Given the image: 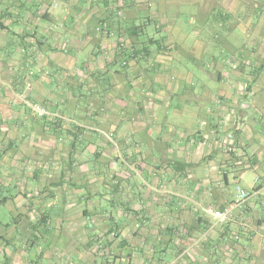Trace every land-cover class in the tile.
<instances>
[{"label": "crops", "instance_id": "0c3cea01", "mask_svg": "<svg viewBox=\"0 0 264 264\" xmlns=\"http://www.w3.org/2000/svg\"><path fill=\"white\" fill-rule=\"evenodd\" d=\"M102 21L110 35L95 31ZM72 69L94 80L75 95L93 92L100 71L168 90L139 97L134 116L127 105L110 132L121 162L98 132L52 129L25 105L65 108ZM248 72L255 94L239 99L230 91L246 82L222 76ZM236 183L250 192L236 221L201 213L235 199ZM109 262L264 264V0H0V264Z\"/></svg>", "mask_w": 264, "mask_h": 264}, {"label": "rangeland", "instance_id": "374dc122", "mask_svg": "<svg viewBox=\"0 0 264 264\" xmlns=\"http://www.w3.org/2000/svg\"><path fill=\"white\" fill-rule=\"evenodd\" d=\"M191 12L187 11V10H181L178 12L177 16H176V20L180 22L181 29L183 30H190L193 26L188 22L190 17ZM219 14V11L217 10L216 12H212V14H210V16L208 17L207 21H210V23H208L209 25H206L205 27L201 28V31H210L211 30V26L214 25V21H219L218 19H216V15ZM193 21H196L195 19ZM228 21V20H227ZM234 21V20H232ZM191 22V21H190ZM192 24H195V22H192ZM101 27H99L97 30L95 29L96 32H99V34H102L107 36L110 35L109 34V30L108 27L106 25V23H104V21H102ZM206 55H204V57L201 58L202 62H206L208 61L207 57H205ZM231 57H228V59L226 58V60H231ZM104 61L107 62V58L103 59ZM102 60V63H103ZM234 60V59H233ZM189 65H191V61L188 63ZM104 66V64H103ZM190 67V66H188ZM104 68H100L99 70H103ZM85 73V74H84ZM83 75L79 76L77 72H75V69L72 70H65L64 73H62V78L63 80L66 82V88H67V104L65 105L66 107L62 108L61 111L58 110H52V109H48L47 107L43 106L41 103V105L46 109V111L48 112V114L46 116H43L42 118L47 119L48 123L50 124V127H52V129H59L60 127H62V125H67V127H73L74 131L78 132V130H81V135H89V133L91 132H98L99 134L103 135L104 138L106 139V141L110 142L112 145V149H113V155L110 158L111 161H120L121 162V158H122V154H121V149L119 148V144L116 142L118 141V139L113 138V134L117 135L118 133L121 132L122 130V119L123 116L126 113V107H128L127 105L130 103L131 105V109H132V116H134V112L137 110L138 108V99L139 97L141 98H150V97H165L167 96V91L164 88V84L163 88L162 87H151L150 85H148L147 87H145L144 85H142L141 87L139 86V84H137V74H131L129 77H127L126 75L119 73H104L103 72H97V74H95V78L96 81L98 82V84L96 85L95 89L93 90V92H90V90L85 91L81 96L80 95H75L74 91L72 90L74 85H78V83L83 82V84H91L93 83V79L91 80L89 77L91 74H87L86 72H84ZM249 75L251 76L252 79L249 78V80L245 79L244 77L240 76V78L235 77L233 75H225L222 76V80L226 79H230L233 81H239L242 84L244 82H246V86H244L245 88H237L236 87H232L233 90H231L230 92L232 93V95H235V97H238L239 99L245 98V97H251L254 96L255 91L252 89L251 85H250V80H253V74L251 72H248ZM92 76V75H91ZM169 77L170 73L168 74H163L162 77ZM179 78L183 77L182 74H178ZM203 76V75H202ZM88 78V79H87ZM75 79V80H74ZM245 79V80H244ZM129 80V81H128ZM100 81V82H99ZM164 81V80H163ZM174 81L175 80H171ZM177 81V79H176ZM250 81V82H249ZM130 83V93H129V99L126 94V87L127 85ZM206 85H208L209 89L213 88V84L211 82L207 83ZM166 87V86H165ZM172 88V87H171ZM125 91V92H124ZM239 91V93H238ZM219 92V91H218ZM217 92V93H218ZM139 93L141 95H139ZM206 93V91H205ZM216 93V94H217ZM124 94V95H123ZM215 94V93H214ZM187 94L184 92L182 96H186ZM223 96H220L218 93V97H216V99H219ZM76 99V100H75ZM27 100V99H25ZM29 101V100H27ZM31 102V101H30ZM35 103H39V102H35ZM125 103V105H124ZM124 105V106H123ZM30 110V109H29ZM171 110V107H170ZM251 111V110H250ZM32 113V112H31ZM57 113L59 116H53L52 114ZM171 113V112H169ZM98 118H101L98 122L96 123H91V119H95L97 120ZM60 130V129H59ZM85 132V133H84ZM112 132V133H110ZM84 133V134H83ZM62 134L60 135V138L58 140H62L61 138ZM83 141H81L79 147H84L86 143L84 142V139L82 137ZM86 160L87 156L86 154H83V157L81 158ZM44 163V162H43ZM50 166L53 168L57 167V160L55 159H51L50 160ZM44 165L48 166V162L44 163ZM251 172L248 173V176H251ZM233 187H235V185H233ZM230 190H232V185H230ZM235 190V189H234ZM247 191V190H246ZM248 192V196L247 198L240 204V206L236 209H239L248 199V197L250 196V192ZM56 204L55 199H52L51 205L54 206ZM235 209V210H236ZM8 215H10V212L8 210L7 207L4 208V215H3V222H7ZM213 221V220H212ZM236 221V216L232 215V218L230 221L228 222H234ZM226 222V223H228ZM237 226L238 228L247 231L248 229H251V223L250 221H248L246 218H240L237 221ZM108 264H113L112 262H109Z\"/></svg>", "mask_w": 264, "mask_h": 264}, {"label": "built area", "instance_id": "2783aa9c", "mask_svg": "<svg viewBox=\"0 0 264 264\" xmlns=\"http://www.w3.org/2000/svg\"><path fill=\"white\" fill-rule=\"evenodd\" d=\"M233 59L229 60L232 62ZM244 89L245 87H241ZM25 105L30 109L34 116L43 117L48 114L46 109L40 104L35 102H30L24 100ZM53 116H59L57 113L52 114ZM233 135L231 133L227 134L228 142L224 144V148L227 154L233 151V141L231 140ZM236 197L232 201H230L226 206L222 208H213L210 206H200V211L203 215L211 218L213 222L224 224L231 220L232 215L236 208L240 206V204L247 198L248 192L243 189L238 183H236L235 187Z\"/></svg>", "mask_w": 264, "mask_h": 264}]
</instances>
